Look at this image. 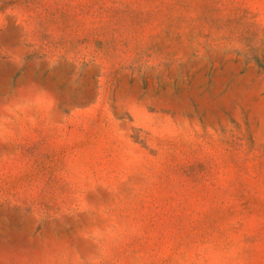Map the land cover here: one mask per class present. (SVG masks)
<instances>
[{"label":"rangeland","instance_id":"rangeland-1","mask_svg":"<svg viewBox=\"0 0 264 264\" xmlns=\"http://www.w3.org/2000/svg\"><path fill=\"white\" fill-rule=\"evenodd\" d=\"M34 7L35 36L6 24ZM1 21L0 264H264V0H0ZM36 126L78 152L23 149Z\"/></svg>","mask_w":264,"mask_h":264},{"label":"crops","instance_id":"crops-1","mask_svg":"<svg viewBox=\"0 0 264 264\" xmlns=\"http://www.w3.org/2000/svg\"><path fill=\"white\" fill-rule=\"evenodd\" d=\"M34 5H38V3ZM33 9L37 10L25 12L22 11V13L10 12L6 17V24H12L11 26H23L28 33H32L33 36H35L40 32L39 27H37L38 23L44 22L49 15L44 11L45 8L34 7ZM41 9L43 10L41 11ZM62 18L65 20L67 18V14L64 13ZM75 18H78V12L75 13ZM9 21L11 23H9ZM0 23L1 29L3 30V21H1ZM63 33L67 36L69 35L70 37H72L71 39L74 42H77L78 25H74L72 27L64 26ZM67 38L68 37H65V39ZM28 41H31V39ZM33 42H35V38L33 39ZM63 60L70 65L72 64L76 66V68L78 69V55L76 54L75 50L68 51ZM47 101L52 105L56 104L54 100ZM64 115L67 116L66 113ZM49 116H52V114H50ZM70 138H74V140H71ZM23 149L34 152H78V138L77 136L68 134V131L66 129H44L38 128L36 126V128L33 129L32 140L28 141V144H26L25 148Z\"/></svg>","mask_w":264,"mask_h":264}]
</instances>
